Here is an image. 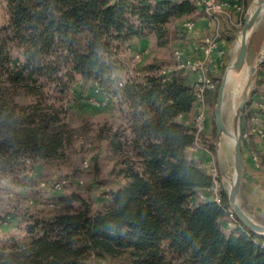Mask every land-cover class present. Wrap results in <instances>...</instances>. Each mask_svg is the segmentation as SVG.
<instances>
[{"label":"trees","instance_id":"trees-1","mask_svg":"<svg viewBox=\"0 0 264 264\" xmlns=\"http://www.w3.org/2000/svg\"><path fill=\"white\" fill-rule=\"evenodd\" d=\"M3 1L0 208L7 186H31L25 160L64 159L77 84L112 102L126 128L99 130L110 173L123 181L102 208L77 193L62 198L53 215L29 218L22 236L0 240V264H264V236L242 224L222 230L228 195L222 205L198 198L212 180L188 154L195 82L184 69L123 60L148 35L167 47L168 26L201 13L192 0ZM246 109L241 118L250 120L256 112Z\"/></svg>","mask_w":264,"mask_h":264},{"label":"rangeland","instance_id":"rangeland-1","mask_svg":"<svg viewBox=\"0 0 264 264\" xmlns=\"http://www.w3.org/2000/svg\"><path fill=\"white\" fill-rule=\"evenodd\" d=\"M217 2L223 3L222 1ZM245 2L243 3L244 6L240 5L241 18L235 16L234 11L229 9V17L221 19V25L226 21L230 29L223 31L220 25V38L217 40V47L211 54V62L208 65L206 73L208 79L213 81L217 86H220L227 68L237 58L239 49H236V44L244 25L245 16L252 13L255 8V0H248L247 6H245ZM7 19L8 14L5 2L0 0V26L6 24ZM185 22V19L174 21L168 26L171 40L167 47H159L155 36L148 35L143 41H134L126 50L123 60L130 68L153 63L164 68H176L173 56L174 52L181 50L187 56V47L190 45V41L193 40V34L187 33L183 29ZM214 31H212V34L209 33L206 37L197 40L198 49H196V52H202L201 48H204L205 39L214 36ZM222 34L224 35L222 36ZM221 36H230V44L226 48L220 46ZM262 52H264V8L259 23L250 36L247 64L244 67L247 71L255 69L256 72L252 74L248 71L250 76L247 82L242 84L241 90L239 89L237 93L236 86L238 82L233 81L227 83L225 86L222 107L223 121L227 129L238 137L240 113L244 108H247V113L254 110L260 116H264V71L260 69L261 64L256 66L262 57ZM196 55L192 58L199 57ZM186 72L190 75L192 81L196 82L197 75L189 70H186ZM72 96L77 100L67 120L70 128L76 131L72 144L65 149V157L62 160L51 163L38 162L34 163V165H32V160H25L26 166L33 168L32 172L27 170L32 183L27 189L22 186H7L0 208L1 218L5 219L0 224V240L12 236H22L24 232L21 228L25 226L29 218L53 215L58 209L59 201L72 193L83 196L90 202L93 210H98L106 202V194L118 189L122 185L123 181L115 178L110 173L112 168L110 150L104 137L99 135V130L104 124L107 126V129L113 131L125 129L126 126L121 114L116 111L112 102L98 95L95 88L90 84H77ZM215 104L216 98L213 91L208 94L206 99L207 118L209 119H207V124L210 123L212 126V133H208L205 129L202 138L203 143L212 149V154L214 155H216L215 146L217 140L214 132ZM241 105H243L242 110H240ZM222 140L224 142L230 141L229 144L231 149H233L231 139L223 136ZM220 156L221 166L223 167L226 165L224 160L227 157V151H220ZM229 156L231 160V151ZM85 163L88 164V167L85 166ZM229 171L230 174L227 175V178H223V191L228 190L230 183V186L234 184L235 170L231 168ZM57 183L63 184L62 190L57 191L54 189ZM238 203L243 211H245L239 201V197ZM256 219H258L257 221L259 222L257 223L259 225L264 226V219L260 217ZM234 229L231 228L230 231L224 232L229 234ZM101 264L119 263L109 261Z\"/></svg>","mask_w":264,"mask_h":264},{"label":"built area","instance_id":"built-area-1","mask_svg":"<svg viewBox=\"0 0 264 264\" xmlns=\"http://www.w3.org/2000/svg\"><path fill=\"white\" fill-rule=\"evenodd\" d=\"M156 1V0H153ZM193 4L200 10L203 17L207 20L209 28L215 30L214 36L208 37L204 41V48L202 49V57L196 60L188 59L181 50H176L173 54L174 60L176 62V69L189 70L197 75L196 82L194 84L193 94L195 97V115L193 119V132L195 135V141L193 145L189 148L188 154L190 159L196 160L199 156H212V149L203 143V134L207 125V109H206V99L207 94L213 92L217 85L208 79L207 69L211 62V54L217 47V40L219 36V28L221 25V19L224 17H229L228 10L232 8L240 9L239 4H224L219 3L217 0H192ZM195 21L188 20L183 24V29L187 33H192L195 29ZM168 74V72H164ZM259 116L255 115L251 117L250 121L254 125L251 132L239 133V139L243 143H250L252 134H257L259 137L264 138V129H259L256 124L259 122ZM88 167V164L85 163ZM205 172L210 176L212 180V185L198 193L199 200L206 202L211 200L218 205H222L223 192L229 194L231 184H229L228 190L223 191V177L219 170V167L215 164L208 165L202 164ZM62 183H57L54 189L60 191L63 189ZM240 221L238 220L234 210L229 206L225 209V219L222 222V230L230 231L231 228H237L240 226Z\"/></svg>","mask_w":264,"mask_h":264},{"label":"crops","instance_id":"crops-1","mask_svg":"<svg viewBox=\"0 0 264 264\" xmlns=\"http://www.w3.org/2000/svg\"><path fill=\"white\" fill-rule=\"evenodd\" d=\"M222 1L225 4H239V6L248 0H217ZM244 6V5H243ZM233 10L234 15L241 18L240 9H235L233 6L231 8ZM243 12V11H242ZM232 21L230 20V23ZM195 29L192 32L193 40L190 41V45L187 47L186 57L190 60H196L202 57V52H196L198 49V45L196 44L201 38L206 37L209 33H213V29L208 27L207 20L200 13L195 18ZM232 24V23H231ZM225 28H224V27ZM223 27V29H222ZM230 29L228 27V22H224L221 25V30ZM224 34H222L223 36ZM228 35V33H226ZM221 36V37H222ZM230 36H225L221 38L220 46L222 48H226L230 44L229 41ZM220 38V37H219ZM219 46V48H220ZM194 48V49H193ZM195 51V53H194ZM198 55L197 58L195 55ZM196 55V56H197ZM216 63V62H215ZM254 111V110H253ZM258 111V110H257ZM256 112V111H255ZM242 113V112H241ZM240 113V115H241ZM195 115V110L188 115L187 123L193 125V119ZM259 116V122L256 124V127L259 129H264V116H260L257 112L254 114ZM209 120V119H208ZM208 122V121H207ZM239 133L242 132H251L254 125L251 123L249 119H243L240 116V124H239ZM206 130L208 133H212V126L207 124ZM242 147V165H243V173L241 180V187L239 193V201L243 206L246 214L250 216L256 223L258 217L264 219V138L259 137L257 134H252L251 141L248 144L243 143ZM216 155L212 156H199L196 160L201 162L202 164L212 165L215 164L219 167L221 175L223 178H226L227 175L230 174V169H234V148L231 149L229 142H224V140L218 141L216 140L215 146ZM220 151L226 152L227 157H225V163L223 167L221 166V156ZM230 151L232 154V158L230 160Z\"/></svg>","mask_w":264,"mask_h":264},{"label":"water","instance_id":"water-1","mask_svg":"<svg viewBox=\"0 0 264 264\" xmlns=\"http://www.w3.org/2000/svg\"><path fill=\"white\" fill-rule=\"evenodd\" d=\"M258 2H259V6L257 7V9L252 14H247L245 16L244 25L241 30V33L243 35V40L241 41L240 46L238 48L239 51H238L237 58L234 61V63L231 64V66L227 68L223 76V79L221 81V84L219 86L215 109H214V123H215L216 137H217L218 143L220 142L223 136L234 141V144H233L234 170H235L236 182L233 186H231L229 194H228L229 206L234 210L238 220L247 230H249L250 232L258 236H264V226L256 223L239 206L238 196L240 193L242 173H243L241 141L236 134H234L233 132L227 129V127L224 124L223 117H222V107H223L225 86H226V81H227V73L229 70L241 71L247 64L249 40L246 39V35L256 25L257 20L264 8V0H258ZM263 60H264V52H262V57L257 62L256 66L260 65L263 62ZM250 72L252 74H255L256 71L255 69H250ZM242 109H243V105L240 106V110Z\"/></svg>","mask_w":264,"mask_h":264},{"label":"bare ground","instance_id":"bare-ground-1","mask_svg":"<svg viewBox=\"0 0 264 264\" xmlns=\"http://www.w3.org/2000/svg\"><path fill=\"white\" fill-rule=\"evenodd\" d=\"M258 6H259V2H258V0H255V3H254V7H255V8H254L253 12L257 9ZM253 12H252V13H253ZM252 13H250V14H252ZM262 13H263V11L261 12V14H260V16H259V18H258V20H257V23H256V25L253 27V29H251V30L247 33V35H246V39H247V40L250 39L251 34L254 32L255 28L257 27V25H258V23H259V19H260ZM242 40H243V35H242V33H240V37H239L238 42H237V44H236V49L239 48L240 43H241ZM234 61H235V60H234ZM234 61L232 62V64L234 63ZM248 71L250 72V70H248ZM248 71L245 70L244 68H243L241 71L229 70L228 73H227V81H226V84H227V83H231V82H233V81H234V82H238V83H237V86H236V93L239 92V89L241 90V86H242V84H245V83L247 82L249 76H250V74H249ZM231 72H233V73H231ZM233 91H234V89H233ZM243 91H244V90H243ZM229 142H230V141H229ZM231 142H232V145H233V144H234V141L232 140ZM235 182H236V176L234 177V184H235ZM234 184H233V185H234ZM233 185H232V186H233Z\"/></svg>","mask_w":264,"mask_h":264}]
</instances>
